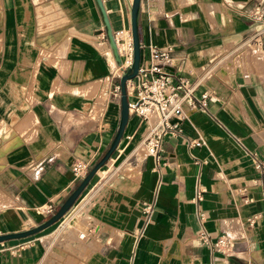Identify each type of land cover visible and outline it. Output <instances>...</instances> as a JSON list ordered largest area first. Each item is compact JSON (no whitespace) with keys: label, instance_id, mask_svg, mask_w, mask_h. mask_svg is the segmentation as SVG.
Returning <instances> with one entry per match:
<instances>
[{"label":"crops","instance_id":"obj_1","mask_svg":"<svg viewBox=\"0 0 264 264\" xmlns=\"http://www.w3.org/2000/svg\"><path fill=\"white\" fill-rule=\"evenodd\" d=\"M130 3L0 0V234L45 220L78 182L73 163L89 168L108 147L109 33L128 29ZM137 32L141 56L169 48L212 97L157 159L137 153L146 126L129 113L79 198L0 242V264H264V0H139ZM224 234L229 253L214 247Z\"/></svg>","mask_w":264,"mask_h":264},{"label":"built area","instance_id":"obj_2","mask_svg":"<svg viewBox=\"0 0 264 264\" xmlns=\"http://www.w3.org/2000/svg\"><path fill=\"white\" fill-rule=\"evenodd\" d=\"M112 38L118 62L115 63L111 76L118 79L132 60L129 29L112 32ZM146 53V56H141L136 76L126 81V95L129 97L127 106L128 114L135 115L146 126L141 141L145 154L157 159L162 138L180 132L181 121L187 116V112L202 109L213 93L209 89L195 93L198 83L196 80L190 81L188 75L180 74V69L172 63L169 48L160 49L149 44L146 46ZM110 95L119 98L118 84L113 86ZM189 143L200 146L203 142L197 138ZM253 165L256 169L260 167L257 161ZM70 170L73 179H80L87 170V164L75 161ZM41 213H52V207L45 206ZM199 238L203 239L204 236L199 235ZM230 242V237L224 234L216 239L214 247L223 248L229 253Z\"/></svg>","mask_w":264,"mask_h":264},{"label":"water","instance_id":"obj_3","mask_svg":"<svg viewBox=\"0 0 264 264\" xmlns=\"http://www.w3.org/2000/svg\"><path fill=\"white\" fill-rule=\"evenodd\" d=\"M138 5L139 0H131L129 6V34L131 40V48H132V60L131 64L124 72H122L118 78V88H119V116H118V123L116 127V131L106 148L103 154L89 167V169L85 172V174L79 179L73 189L68 193L65 199L60 203L57 209L45 220L39 223L36 226L31 228L0 234V242L6 240H13V239H20L25 238L27 236L34 235L45 228L49 227L56 221H58L72 206L78 196L81 194L83 189L87 186L91 178L94 174L99 170L104 163L110 158L111 154L117 147L120 138L123 134L124 127L126 125L128 119V106H127V95H126V81L134 78L137 74L138 65L141 59V52H140V42L138 39V32H137V12H138ZM112 50L115 56V63L118 62V57L116 54V48L114 45V41L112 38V32L109 33Z\"/></svg>","mask_w":264,"mask_h":264},{"label":"rangeland","instance_id":"obj_4","mask_svg":"<svg viewBox=\"0 0 264 264\" xmlns=\"http://www.w3.org/2000/svg\"><path fill=\"white\" fill-rule=\"evenodd\" d=\"M261 14H262V13H260V12H259V13H258V12L255 13L256 16H260ZM261 18H262V17H261ZM116 84H118V79H117V78L112 80V82H111V86H110V87H111V88H110V92H112V88H113L112 86H114V85H116ZM110 96H111V95H110ZM111 98H113L114 101H115V102L117 103V105H118L119 98H118L117 96H115V97L111 96ZM127 98H129V97H127ZM87 168H88V167H87ZM88 169H89V168H88ZM88 169H87V170H88ZM87 170H86V171H87ZM91 179H92V178H91ZM77 180L79 181V179H77ZM90 181H91V180H90ZM90 181H89V182H90ZM85 188H86V187H85ZM85 188L83 189V191L85 190ZM83 191L81 192V194L83 193ZM81 194H80V195H81ZM80 195H79V196H80ZM79 196H78V198H79ZM78 198H77V199H78ZM77 199H76V200H77ZM76 200H75V201H76ZM77 208H78V207H77ZM76 210H77V209H76ZM81 220H85V218H83V219H81Z\"/></svg>","mask_w":264,"mask_h":264},{"label":"bare ground","instance_id":"obj_5","mask_svg":"<svg viewBox=\"0 0 264 264\" xmlns=\"http://www.w3.org/2000/svg\"><path fill=\"white\" fill-rule=\"evenodd\" d=\"M145 132V131H144ZM138 146V145H137ZM136 149V151H137V153L140 155V154H143V151L144 150H142L143 148L142 147H140V148H135ZM141 151V152H140ZM145 155V154H144Z\"/></svg>","mask_w":264,"mask_h":264},{"label":"trees","instance_id":"obj_6","mask_svg":"<svg viewBox=\"0 0 264 264\" xmlns=\"http://www.w3.org/2000/svg\"><path fill=\"white\" fill-rule=\"evenodd\" d=\"M56 209H57V208H55V209L53 210V212H54ZM53 212H52V213H53ZM49 216H50V215H49ZM49 216H47L46 219H47Z\"/></svg>","mask_w":264,"mask_h":264}]
</instances>
